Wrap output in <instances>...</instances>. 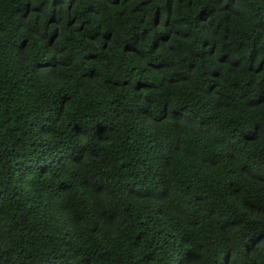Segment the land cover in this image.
I'll return each instance as SVG.
<instances>
[{
  "label": "clouds",
  "instance_id": "1",
  "mask_svg": "<svg viewBox=\"0 0 264 264\" xmlns=\"http://www.w3.org/2000/svg\"><path fill=\"white\" fill-rule=\"evenodd\" d=\"M0 10L17 29L0 33V73L34 77L0 93V142L16 137L0 146L15 181L0 194V264H264V3ZM69 33L95 55L68 47ZM191 131L219 154L194 152Z\"/></svg>",
  "mask_w": 264,
  "mask_h": 264
},
{
  "label": "trees",
  "instance_id": "2",
  "mask_svg": "<svg viewBox=\"0 0 264 264\" xmlns=\"http://www.w3.org/2000/svg\"><path fill=\"white\" fill-rule=\"evenodd\" d=\"M9 2L10 3H16L17 0H9ZM134 2H135V0H134ZM143 2H145V0H141V3H143ZM148 2H150V0H148ZM3 3H5V0H0V5H2ZM125 3H128V0H125ZM260 3H264V0H260ZM139 6L140 5L137 4V6L132 9L133 13H135L137 11ZM88 10L91 11V9H88ZM73 22H74V19L69 20L67 25H66V28L70 29ZM106 22H108V21H106ZM139 22L143 23V18H140ZM47 23L48 22H45L46 27H47ZM135 26L136 25L134 24L133 28H135ZM16 31H17V29H16V18L12 14L6 13V12H3L2 10H0V33H7V35L9 37H12V36H14ZM97 31H102V28L100 27V25H97ZM77 40L82 41L83 37L82 36L81 37H73L71 35V33H69L68 47H70V48H81L85 51L86 54L95 55V53L91 52V50L88 49V47L86 45H83L82 43L81 44L75 43V41H77ZM126 75L129 77V79L135 80V79L140 77L141 73L136 69V67L131 63V61H129L128 62V70L126 72ZM32 79H34V77L27 76L23 72H17L13 75L12 78H7V79L5 78V75L3 73H0V93H2L5 88H7L9 90V92L16 90L24 83L25 80H32ZM185 127H187V126H185ZM163 133L165 136L169 135L168 129L166 127L163 129ZM186 134L192 137L193 143H192L191 147H192L194 152H199L200 155H202V156L205 153H207V154H213V153L219 154V149L215 145H213L211 143H206V140H207L206 137H203L194 131L187 132ZM15 140H16V137L12 133H9L8 137H6L3 142H0V146H2V144L8 143L9 141H15ZM122 154L128 156L129 160L131 162L132 160H135V158L137 156H139V151L137 149H128L126 146H123ZM225 163H227V161H225ZM9 164H10V161H9L8 157L0 155V167H3V169L5 170L4 173H0V176L7 174L8 179L10 181V183L7 185H5L2 181H0V194H3V192L7 191L8 188L14 187L15 181H14L13 176L11 175V168L9 167ZM68 167L71 168L70 163L68 164ZM63 179L64 178L62 176L58 175V177H57L58 182L62 183ZM194 187L197 190L203 189V190L207 191L209 194H214L216 196L220 195L218 189H216L214 187L213 183L207 179L198 180L195 183ZM187 191L190 192L191 188H189ZM180 195L184 196L185 199L187 198V195L183 192L180 193ZM83 207H84V210L87 211L88 208L90 207V205H88L85 202L83 204ZM189 211H193V210L191 208H189ZM32 214L33 215L42 214V206L37 205V207L32 210ZM169 222L173 223V221H171V220ZM156 235H157V239H159L160 233H157Z\"/></svg>",
  "mask_w": 264,
  "mask_h": 264
}]
</instances>
